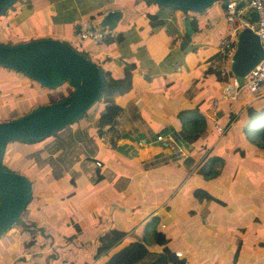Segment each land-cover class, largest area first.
Segmentation results:
<instances>
[{
  "label": "crops",
  "instance_id": "obj_1",
  "mask_svg": "<svg viewBox=\"0 0 264 264\" xmlns=\"http://www.w3.org/2000/svg\"><path fill=\"white\" fill-rule=\"evenodd\" d=\"M223 5L224 0H216L199 11H182L151 0H16L0 14V36L14 35L15 41H66L116 76L125 61L133 63L130 88L114 97L122 108L115 125H105L98 133L95 118L88 116L63 126H69L75 137L65 138L68 130L59 133L58 129L54 134L59 135L60 146L69 148L56 150L59 170L55 173L40 165L42 174L23 173L30 177L31 198L24 212L27 220L22 219L30 222L31 230L19 224L0 235V264H17L15 258L29 255L37 243L47 246L67 237L71 240L66 242L74 245L75 240L89 241L87 247H75L72 256L77 253L88 260L92 256L94 264L101 257L97 246L114 239L106 227L113 225L115 216L121 217L114 226L126 231L124 240L143 238L150 245L133 264H145L167 249L173 252L172 264H264V155H238L232 151L236 135L230 139L226 134L229 127L221 135L212 127L210 101L220 97L228 79L221 73L217 54L225 32ZM116 8L121 11L118 39L107 37L95 44L76 38L78 28L98 26L99 17ZM185 18L191 33L181 22ZM155 20L159 23L152 25ZM0 67L5 73L0 76L1 108L25 101L22 114L45 103H37L35 97L47 88L24 74L28 80L22 79L17 70ZM247 99L248 103L253 100L242 92L233 103L220 99L217 122L223 123L231 115L229 108ZM192 108L204 116L207 125L206 135L193 144L176 137L181 127L177 113ZM11 116L9 109L0 110V121ZM54 135L27 143L42 156ZM12 143L5 145L2 158L6 155L10 160L11 151L16 155L23 151ZM52 153L48 151L47 157ZM210 156L220 158L219 170L214 160L217 174L204 177L199 168ZM64 157L71 161L66 169L60 164ZM118 176L125 179L117 190ZM153 216L157 220L148 222ZM74 221L90 232L78 229L71 233L69 226ZM155 230L167 237L161 245L153 242ZM31 240V246L23 249L21 242ZM81 247L85 248L83 255ZM36 254L41 257L43 252Z\"/></svg>",
  "mask_w": 264,
  "mask_h": 264
},
{
  "label": "water",
  "instance_id": "obj_2",
  "mask_svg": "<svg viewBox=\"0 0 264 264\" xmlns=\"http://www.w3.org/2000/svg\"><path fill=\"white\" fill-rule=\"evenodd\" d=\"M15 0H0V13ZM175 9L199 11L216 0H154ZM242 0H238L241 4ZM119 9H108L97 22L98 26L116 27ZM252 20L256 12L250 11ZM191 33L189 20L181 21ZM264 50L257 34L249 27L238 30L230 55L229 69L241 82L243 75L260 59ZM0 66L17 70L47 88L67 83L69 93L49 103L37 105L29 111L0 121V235L18 222L30 199V180L18 171L3 168L2 151L16 139H41L71 124L93 105L101 92L103 76L99 66L67 42L57 38H36L15 43L0 42Z\"/></svg>",
  "mask_w": 264,
  "mask_h": 264
},
{
  "label": "trees",
  "instance_id": "obj_3",
  "mask_svg": "<svg viewBox=\"0 0 264 264\" xmlns=\"http://www.w3.org/2000/svg\"><path fill=\"white\" fill-rule=\"evenodd\" d=\"M151 1L155 2L154 0H151ZM160 6L163 7V5L161 4ZM156 23H159V21L155 20L151 22L152 25H155ZM116 38L118 39L119 35H117ZM1 43H9V42H1ZM74 49L83 54L82 49L80 48H74ZM132 67H133L132 62L125 61L120 68L121 72L119 76L113 75L111 71L105 70L99 67L101 69L102 76H103V84H102L100 95L97 101L95 102L97 107L91 114H87V111H85L76 120H78L81 117H88V116L94 117L95 118L94 124H95V128L97 129L98 133L101 131L102 127L105 125H107V128L113 127L116 123V116L122 109L114 101V97L118 94H121L127 91L130 88V73H131L130 71ZM44 88H47V87H44ZM47 89L49 93V90L51 88H47ZM67 94H65L64 96H66ZM64 96L59 97V99ZM54 100H57V99H52L49 102H52ZM254 101L255 100H253L250 103H247L244 106L243 111L241 110L239 112L241 113V116L243 115L245 117H250V119L245 118V121L243 122L242 128H241L242 136L239 135V138L237 139V144L232 149V151L237 152L238 155L243 156L245 155L246 152L264 155V107L257 109L255 106L256 102ZM26 111H29V110H26ZM177 116H179L181 119V127L176 132V137H178L179 139L183 140L184 142L193 144L194 142L198 141L199 139H201L202 137L206 135L207 125L204 120V116L200 112H198L196 108L181 110L177 113ZM147 129H151V126L147 125ZM54 134L55 132L47 136H51ZM18 140H22L26 142H29V141L37 142L41 139L25 138V139H18ZM214 160L219 161L220 158L216 156H210L208 158L207 164L199 168L200 173H202L204 177H211L217 174V171H214V168H213ZM2 166L5 169L13 170V169L8 168L7 166H4L3 164ZM124 179L125 178H122L121 176H118L116 178V180H119V181L115 184L114 186L115 189L118 190L122 187L123 185L122 181H124ZM26 209H27V204L21 213V216H20L21 219L18 222L12 224L11 226L20 224L22 225L24 229L28 231L31 230L30 222H25L22 219V216L24 212L26 211ZM154 220H157V216L151 217L148 220V222H153ZM149 225H151V223L148 224V226ZM106 230H107L106 232L111 234L112 237L114 238L113 243L112 245L106 247L103 250L101 257L94 264H133L137 262L138 260H140L141 258H143V256L148 251V248L150 247L149 243L143 238L133 237L131 239L124 240L123 237L126 234V231L114 225H108L106 227ZM153 233H154V238H153L154 243L162 244L163 242H165L166 237L164 236V233L162 231L155 230ZM70 244L71 243H68V242L66 243V245H70ZM73 246L76 247V245L74 244ZM58 247L63 248L64 246H58ZM81 250L82 249L80 248V251ZM70 254L72 255V252L67 253L65 255H70ZM83 254H84V251L81 252V255ZM172 254H173L172 251L168 249L164 250L161 254L155 256L154 258H152L145 264H172L170 263V259H175L173 256H171ZM50 257H51V261L55 262L54 260L56 259L57 255L55 254V256H50ZM18 258L22 259V257H18Z\"/></svg>",
  "mask_w": 264,
  "mask_h": 264
},
{
  "label": "rangeland",
  "instance_id": "obj_4",
  "mask_svg": "<svg viewBox=\"0 0 264 264\" xmlns=\"http://www.w3.org/2000/svg\"><path fill=\"white\" fill-rule=\"evenodd\" d=\"M172 8V7H171ZM11 9H8L6 12H9ZM2 13V12H1ZM0 13V14H1ZM0 18H1V15H0ZM4 18V17H3ZM2 27H5L6 25L4 24V21H2ZM7 30V29H6ZM0 40L1 42H9V43H15V42H19V41H15L16 38L15 36H0ZM71 45V44H70ZM72 46V45H71ZM83 54L86 55L85 52H83ZM2 68V67H0ZM5 73L3 72H0V76L1 75H4ZM18 74L22 77H24V79L28 80L27 77H25L23 74H21V72L18 71ZM12 82L18 86V84L16 83V80L15 78H13ZM70 86L67 85V83H63L61 86L59 87H56V88H51L49 90V93L48 91L44 94H41L39 95L38 97H35V99H38L37 100V103L39 102H45V103H49V101H51L52 99H59V97L61 96H64L65 94L68 93V91H70ZM242 93H245L247 94L246 92H242ZM248 100V99H247ZM255 100L254 102L255 103V106L257 109H260V108H263L264 107V94H262L261 96H258L257 98L253 99ZM252 100V101H253ZM25 101H20L17 103V106L13 103H11L9 106H6L4 108H1L0 107V110L2 111H5L7 109H9V115H13L11 117H14L15 115L18 116V115H21L20 114V111H23V107L26 106V103H24ZM44 103V104H45ZM246 100H243L242 103H239L238 107L240 108V111L244 109V106L246 105ZM97 107L96 103H94L93 105H91L88 109H87V114H91L95 108ZM239 111V112H240ZM23 114V113H22ZM240 114V113H239ZM81 116V115H80ZM83 119V117L81 118ZM80 119V120H81ZM243 118H239L237 119V122H235L233 125L229 126V129L226 131V134L229 135V138H233V134L234 136L236 135V138H235V143H233V146H235L237 144V138H239V135L242 136V132H241V128H242V124H243ZM69 126H66V127H63V128H60L59 129V133L60 132H64L66 130H68ZM70 134H67L65 136V138L67 137V139H71L74 136V134H71V130H68ZM239 131V133H238ZM57 136L59 135H54L53 136V139L54 141H51V143H47V145L44 147L45 149V154L41 156H39V154H35V153H39L38 151H35V152H32V147L31 145L33 144H30V143H27L26 141H22V140H18L19 142H22V143H18L16 141H10V142H13V146L15 145H18L19 146V150H23L21 152V154H14L13 151H11L12 155L11 156V159L10 160H7L6 158V155L3 156L2 160H1V163L4 165V166H7L8 168L10 169H18L19 172L21 173H25L27 175H30L32 173H39V174H42L43 173V170L40 171V168L39 166H46L45 168L48 169V170H51V171H54L55 173L59 170V166L56 164V150H58V148H60V150H63L66 148V146H60L58 143H60V141L58 142L56 140ZM47 136H45L44 138H46ZM64 139H61L62 142H65ZM56 140V141H55ZM10 142H7V144H9ZM31 142V141H29ZM30 144V145H29ZM232 146V147H233ZM231 147V148H232ZM229 148V149H231ZM54 151V153H52V155H50L49 157H47L46 153H48V151ZM66 150H69L68 146L66 148ZM29 158H31V162L29 164H27ZM14 160L13 162H10L11 160ZM34 161L36 163H34ZM17 162V163H15ZM67 162H71L70 160H68L66 157H64V161L60 162L61 166L63 169H66L68 168V165H67ZM217 162V161H216ZM218 164H215V167H217V169L219 168V162H217ZM17 165V166H16ZM19 165H21V167H18ZM219 170V169H218ZM34 176V175H32ZM27 177V176H26ZM29 180H30V177H27ZM88 195H85L84 197H87ZM82 204H85V205H88L89 204V201L88 202H85V203H82ZM27 214L24 213L22 218L26 221L27 218H26ZM121 217H118V216H115V219H114V222H113V225H116V223L120 220ZM71 228V233H73L72 231H76L78 229L80 230H83L84 233H89L90 230L86 231L85 230V227L82 225V224H79L77 221H74L73 224H71V226H69ZM84 233L81 234V237L83 238V235ZM70 234V233H68ZM80 237V239H81ZM71 237H67L65 239H63V241H54L52 242L53 244H48L47 246H44L43 244H40V243H37V245L35 246V249L37 250V252L35 251V249L32 247L30 249V253L29 255L25 253V257L24 256H21V258H18L19 256H17L15 259H16V262H18L17 264H41V263H44V264H76V262H73L72 261V258L79 261L78 264H93V260L95 259L94 257H90L91 259L88 260L86 258H79V255L77 253H75L74 257L71 255L70 257L69 256H65V254L67 253H70V252H74L76 251L75 250V246H73V243H71L70 245H66V240H71L70 239ZM153 238H154V233H153ZM167 238V237H166ZM44 240H47L44 239ZM148 240H152V237L151 236H148ZM32 240L31 242H26V243H22L21 242V245H22V248L23 249H28V247L31 246L32 244ZM75 243L77 244L76 247H78L79 245H83V246H88V243L89 241H86L85 240H75ZM113 243V239L111 238L110 240L108 241H104L103 246L100 247V244L97 246V248L99 247L100 249V252H99V256H101L103 250L105 249V246L104 245H108V244H111ZM86 244V245H84ZM161 245V244H160ZM49 246V248H48ZM58 246H64L63 248H59ZM43 247V248H42ZM83 248V247H81ZM85 248H83L81 250V252L84 250ZM40 253V252H43V255L41 257H38L36 253ZM55 254L57 255L56 259L54 260L55 262H52L51 261V257L50 256H55ZM89 257V256H88ZM87 257V258H88ZM18 258V259H17ZM20 260H23V262ZM27 260V261H26ZM82 260V261H81ZM91 261V262H90ZM15 262V261H14Z\"/></svg>",
  "mask_w": 264,
  "mask_h": 264
},
{
  "label": "built area",
  "instance_id": "obj_5",
  "mask_svg": "<svg viewBox=\"0 0 264 264\" xmlns=\"http://www.w3.org/2000/svg\"><path fill=\"white\" fill-rule=\"evenodd\" d=\"M256 12V19L252 20L249 16L250 11ZM223 17L225 22V32L220 37L217 54L221 62V73L226 74L228 79L223 84L219 98H212L210 101L211 119L215 121L212 127L218 135L223 134L226 129L231 126L237 118L240 108L231 106L229 115L223 123L217 122L220 116H217V102L220 99L231 101L232 103L238 99L241 92H246L252 99L264 94V58L260 59L253 67H251L241 82L230 72L229 61L230 55L234 48L235 37L239 29L249 27L258 36L259 42L264 50V0H242L238 4V0H224ZM77 39H87L92 43H100L107 37H116L118 30L116 27L110 26H83L75 32ZM248 103V100H246ZM156 139H161L160 135ZM99 165V161H95ZM178 253V252H176Z\"/></svg>",
  "mask_w": 264,
  "mask_h": 264
}]
</instances>
